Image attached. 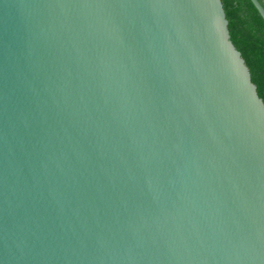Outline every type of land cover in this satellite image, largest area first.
<instances>
[{"label": "water", "instance_id": "95a60500", "mask_svg": "<svg viewBox=\"0 0 264 264\" xmlns=\"http://www.w3.org/2000/svg\"><path fill=\"white\" fill-rule=\"evenodd\" d=\"M0 264H264L221 0H0Z\"/></svg>", "mask_w": 264, "mask_h": 264}, {"label": "trees", "instance_id": "16d2710c", "mask_svg": "<svg viewBox=\"0 0 264 264\" xmlns=\"http://www.w3.org/2000/svg\"><path fill=\"white\" fill-rule=\"evenodd\" d=\"M264 7V0H259ZM229 37L264 103V19L251 0H221Z\"/></svg>", "mask_w": 264, "mask_h": 264}]
</instances>
